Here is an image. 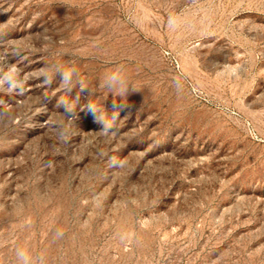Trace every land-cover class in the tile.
<instances>
[{
    "label": "rangeland",
    "instance_id": "rangeland-1",
    "mask_svg": "<svg viewBox=\"0 0 264 264\" xmlns=\"http://www.w3.org/2000/svg\"><path fill=\"white\" fill-rule=\"evenodd\" d=\"M52 63L93 87L123 66L136 89L80 101L119 110L115 135L78 109L55 137L79 88L45 82ZM16 244L47 264H264V0H0V264Z\"/></svg>",
    "mask_w": 264,
    "mask_h": 264
},
{
    "label": "clouds",
    "instance_id": "clouds-1",
    "mask_svg": "<svg viewBox=\"0 0 264 264\" xmlns=\"http://www.w3.org/2000/svg\"><path fill=\"white\" fill-rule=\"evenodd\" d=\"M169 26L174 25L175 20L169 17ZM45 75V82L51 83L56 78L57 74L60 75V87L71 92L73 88L78 87L79 91L75 97L61 96L58 101L59 111L56 118L51 120L50 131L55 135L59 141H66L69 137L70 127L79 119V110L87 109L92 113L95 121L101 125L98 133L103 135H115L117 132L116 120L119 117V110L109 113L104 106L97 99L89 97L86 104H81V94L87 89L90 92H102L105 96L108 93H113L118 96L125 95L129 86L135 85L126 79L123 66L117 65L114 68L106 70L97 80L95 86L89 85L85 79L79 75L75 67H65L60 63H52L41 70ZM6 79L11 87L16 86L18 82L14 80L12 74H6ZM110 163L113 167L122 168L126 164L125 160L118 159L113 156L110 158ZM55 235L57 238L62 237L64 233L57 230ZM13 256V264H47V256L45 251H33L21 244H16L11 250Z\"/></svg>",
    "mask_w": 264,
    "mask_h": 264
}]
</instances>
